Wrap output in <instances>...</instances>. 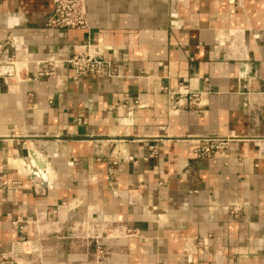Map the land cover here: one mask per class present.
Here are the masks:
<instances>
[{
	"label": "crops",
	"instance_id": "crops-1",
	"mask_svg": "<svg viewBox=\"0 0 264 264\" xmlns=\"http://www.w3.org/2000/svg\"><path fill=\"white\" fill-rule=\"evenodd\" d=\"M53 5L0 0V41L25 50L0 66V258L27 239L25 264H264V0H86L81 29L48 27ZM88 45L101 74L37 75Z\"/></svg>",
	"mask_w": 264,
	"mask_h": 264
},
{
	"label": "built area",
	"instance_id": "built-area-1",
	"mask_svg": "<svg viewBox=\"0 0 264 264\" xmlns=\"http://www.w3.org/2000/svg\"><path fill=\"white\" fill-rule=\"evenodd\" d=\"M53 9L48 16L46 25L51 28H87V8L86 0H53ZM11 39L0 41V66H6L10 69L13 75H17L22 69L24 64L25 50L15 48L13 53L9 52ZM38 67L36 70L39 76H53L58 73L61 66L68 65L72 69L70 78L78 81L84 75H99L107 66L109 61L102 58L95 51L88 49L85 51H78L73 55L68 56L66 59H59L56 57H48L45 60L35 63ZM185 103L195 108L201 109L204 106V94L201 92H186L183 94ZM180 101V100H179ZM178 101V102H179ZM226 141H211L204 144L201 148L196 150L200 157H209L225 146ZM4 187H11L18 189L20 187L19 181L4 180L2 182ZM236 213L238 209L233 208ZM20 229L24 226H17ZM102 227L90 226L89 223L83 222L71 226L69 229L70 236L75 239H84L87 246H95L96 252L99 256H105L109 253L108 248H105L104 242L101 240L103 233ZM98 230V232H96ZM100 230V231H99ZM122 233V232H121ZM137 230L130 227L126 228L123 235H134ZM42 249L37 240H15L12 242L10 251L7 256L0 258V264H25L22 256L31 254L41 255ZM162 264V263H157Z\"/></svg>",
	"mask_w": 264,
	"mask_h": 264
}]
</instances>
